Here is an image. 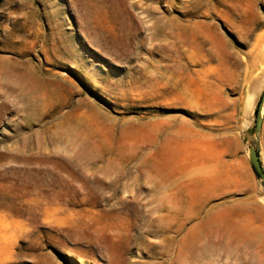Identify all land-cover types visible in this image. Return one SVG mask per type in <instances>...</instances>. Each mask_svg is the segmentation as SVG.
I'll return each mask as SVG.
<instances>
[{
  "label": "rangeland",
  "instance_id": "rangeland-1",
  "mask_svg": "<svg viewBox=\"0 0 264 264\" xmlns=\"http://www.w3.org/2000/svg\"><path fill=\"white\" fill-rule=\"evenodd\" d=\"M263 92L264 0H0V264H264Z\"/></svg>",
  "mask_w": 264,
  "mask_h": 264
},
{
  "label": "water",
  "instance_id": "water-1",
  "mask_svg": "<svg viewBox=\"0 0 264 264\" xmlns=\"http://www.w3.org/2000/svg\"><path fill=\"white\" fill-rule=\"evenodd\" d=\"M264 104V92L261 96L257 111H256V121H255V128H254V136L258 140V136L262 127L263 122V116H261V110ZM248 159L250 161V164L252 166V169L257 177L261 179L263 182V188H264V168L263 164L261 162V159L259 157V152L256 148L251 147L248 151Z\"/></svg>",
  "mask_w": 264,
  "mask_h": 264
},
{
  "label": "bare ground",
  "instance_id": "bare-ground-1",
  "mask_svg": "<svg viewBox=\"0 0 264 264\" xmlns=\"http://www.w3.org/2000/svg\"><path fill=\"white\" fill-rule=\"evenodd\" d=\"M164 30V29H163ZM212 54H213V52H211ZM218 59V58H217ZM175 85V84H174ZM165 88V87H164ZM259 89V88H258ZM165 90V89H164ZM223 101V100H222ZM230 106V105H229ZM248 109V108H247ZM264 113V104H263V107H262V110H261V116H262V114ZM215 149V148H214ZM263 168H264V165H263ZM161 206V205H160ZM159 217H161L160 215H159ZM163 218V217H162ZM156 219V218H155ZM157 220V219H156ZM161 221V220H160ZM158 222H159V220H158ZM151 223V222H150ZM163 226H164V224L163 223H160L159 224V228L160 229H162L163 230ZM164 232V231H163Z\"/></svg>",
  "mask_w": 264,
  "mask_h": 264
}]
</instances>
